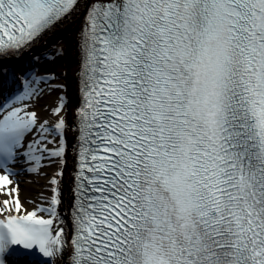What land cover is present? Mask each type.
<instances>
[{"label": "snow or ice", "instance_id": "1", "mask_svg": "<svg viewBox=\"0 0 264 264\" xmlns=\"http://www.w3.org/2000/svg\"><path fill=\"white\" fill-rule=\"evenodd\" d=\"M77 17L69 215L68 99L23 103L67 73H34L0 102V264H264V0H0V61Z\"/></svg>", "mask_w": 264, "mask_h": 264}, {"label": "bare ground", "instance_id": "2", "mask_svg": "<svg viewBox=\"0 0 264 264\" xmlns=\"http://www.w3.org/2000/svg\"><path fill=\"white\" fill-rule=\"evenodd\" d=\"M76 20H78V24H79L80 17H77ZM67 23H69V22H67ZM72 25H74V28H72L73 32L68 34L60 42L62 43L63 46H65V45L68 46L67 47V54L66 55L62 54V56L64 55L63 57L66 60V65L65 66H67V64H72L74 66L75 70H73L72 72H73V76H75L74 75V73L76 71V57L74 58V55H75V35H76V32L79 30V25H75L74 23ZM41 46H43V44H41ZM45 51L46 50H43V52H45ZM52 54H53L52 50H49V52H47L46 55H42L41 56V54H39L38 55L39 59H34V60L30 59V57H27L25 53H22V54H20L18 56H15L13 58H9L8 59L9 63L11 64V66H14V70L12 71V75L15 74L18 69H20L21 67H24L23 65L26 62H28L30 64H33V66L36 67L35 72H33V74L34 73L40 74V72H43V71L45 72L47 70H49V71L53 70V72L57 73V75L60 72H64L63 69H62L64 67L61 66V62L59 61V60L62 61V58L61 59H56L55 63H52L51 62L52 59H53ZM2 63H3V61H0V66H1ZM21 64H22V66H21ZM68 66H69V69H70L71 65H68ZM17 74H18V72H17ZM63 81L65 82V80H63ZM63 81H60V82L63 83ZM64 92H62V93H55L54 92L51 95H45L38 102L36 101V103H35L36 106L34 107L33 110H36L38 113H40L42 115V117L49 118L48 112L42 111V109L55 107L58 95H62ZM68 92H69L68 93V96H69L68 99L70 101L74 102L73 92L71 90V87H70V91H68ZM73 102H72V104H70L69 102L67 104V120H69V118L72 117V114L75 111V107L73 105ZM69 139H70V136L67 137V142H69ZM66 161L67 162H66V165L64 166V176H63V192H64V195H65V192H66V189L64 188L65 180H67L68 178H69V180L71 179L70 178V173L72 172V167H73L72 160H71L70 156L66 157ZM47 168L48 167L44 168L43 170H44V172L48 173L49 175L52 172L57 170L55 166L50 167L52 171L48 170ZM29 175H30L29 178H26V177H23V176H21V178H20V184L22 183V181L24 179H28V180L31 179V181H32V183H26V184L24 182L23 183L24 185L20 186L21 196L24 199H27L29 197H35L37 192L40 190V186L44 185L46 183V178H44V177L37 176V175H31V174H29Z\"/></svg>", "mask_w": 264, "mask_h": 264}, {"label": "rangeland", "instance_id": "3", "mask_svg": "<svg viewBox=\"0 0 264 264\" xmlns=\"http://www.w3.org/2000/svg\"><path fill=\"white\" fill-rule=\"evenodd\" d=\"M70 22L71 21H69V23H66L64 25H61L56 31L51 32L50 33L51 35L45 36L43 38V40L40 43H38V45H40V44L45 45L46 47L44 50H52L53 53L55 51L59 50L61 52V54H64V46L62 45V43L60 41L63 38H65L68 34L73 32V30H72V28H74V25H72L73 23L75 25H78V20L72 21L71 23ZM63 71L64 72L67 71V73L69 74V76L71 78L73 73H72V70L69 69V67L64 68ZM69 84L72 85L73 83L69 82ZM72 87H73V85H72Z\"/></svg>", "mask_w": 264, "mask_h": 264}]
</instances>
